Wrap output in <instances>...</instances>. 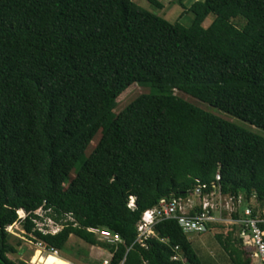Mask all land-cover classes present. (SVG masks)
Masks as SVG:
<instances>
[{
	"label": "trees",
	"instance_id": "16d2710c",
	"mask_svg": "<svg viewBox=\"0 0 264 264\" xmlns=\"http://www.w3.org/2000/svg\"><path fill=\"white\" fill-rule=\"evenodd\" d=\"M188 11L185 26L132 0H0V264H15V223L57 251L74 235L110 264H203L176 220L136 242L143 211L213 182L262 209L264 137L202 103L264 131V0H196ZM132 85L147 91L116 112ZM44 218L62 229L41 233ZM218 225L208 231L230 264H251L237 226Z\"/></svg>",
	"mask_w": 264,
	"mask_h": 264
},
{
	"label": "built area",
	"instance_id": "2783aa9c",
	"mask_svg": "<svg viewBox=\"0 0 264 264\" xmlns=\"http://www.w3.org/2000/svg\"><path fill=\"white\" fill-rule=\"evenodd\" d=\"M215 180H220L219 174L216 175ZM129 205L133 207L134 202ZM39 211H36V214L41 216ZM234 214L239 216L234 217ZM25 216L24 213L22 218ZM68 218L72 220L70 216ZM163 220H176L186 233H204L208 231L209 227L225 222L227 227L237 226V232H240L244 241L252 248L251 264H264V229L260 227V224L264 223V206L254 214L244 196L235 197L223 194L219 184L215 182L211 184L209 190H207V185L198 184L185 196L162 198L155 206L144 210L136 224V242L142 246L145 245L146 240L155 235L154 226ZM47 221L56 225V230L47 229L44 221L34 220L37 230L43 234H55L62 229L61 224L54 223L50 219ZM87 230L95 234L101 241L110 244L122 242L118 234L109 230L92 227ZM36 244L41 250L57 254V250L48 248L42 241H36ZM175 250H178L177 246ZM110 258L103 259L100 264H110ZM172 259L182 260L183 257L179 253H175ZM120 264H123V261Z\"/></svg>",
	"mask_w": 264,
	"mask_h": 264
},
{
	"label": "rangeland",
	"instance_id": "374dc122",
	"mask_svg": "<svg viewBox=\"0 0 264 264\" xmlns=\"http://www.w3.org/2000/svg\"><path fill=\"white\" fill-rule=\"evenodd\" d=\"M132 1L135 2L141 8L157 16L163 17L169 22L173 23L178 21L182 25L189 26L192 23L193 14L189 12L188 9L191 3L196 0H158L161 3L162 8H156L146 0H132ZM213 18H214L213 15H209L202 23V26L207 27L212 22ZM238 22L243 23V21L241 20H238ZM146 91H147L146 89L138 85H132L131 87L126 89L117 99L118 109L116 112H118L121 108H123L126 104H128L137 95ZM202 104L203 106L207 107V109L211 113L220 117H225L229 119L231 122L235 123L236 125L264 137L263 130L255 126H251L250 124L243 122L233 116H230L222 111L212 108L208 104L205 103ZM133 202L134 199L131 198L129 204H132ZM39 214H44V212L40 210ZM18 215L22 217L24 216V212L20 214L18 212ZM43 221L46 222L45 226L47 229L51 228L56 230V225H54L52 222L47 221L46 218H44ZM225 223L221 224V226H223L222 227L223 234H225L228 228ZM7 231L11 235L10 237L11 244L17 250L16 253L8 254V257L11 260H13L15 264H34L32 263V257L37 250L41 252L42 256H46L47 254H52L51 252H46L43 249L41 250L37 246L34 237L31 234H26L19 223H15L11 226H8ZM214 233L215 231H207L204 233L194 232V233H188L187 237L190 240L192 246L196 250L199 257L201 258L203 264H230L226 254L222 251L221 247L215 241L213 237ZM82 250L87 252V256H84L80 252ZM56 256L58 258L67 260L72 264H100V262L103 259L110 258V254H108L104 250H101L96 246H91L83 242L82 240L78 239L74 235H71L69 237L63 249L57 251Z\"/></svg>",
	"mask_w": 264,
	"mask_h": 264
},
{
	"label": "bare ground",
	"instance_id": "6f19581e",
	"mask_svg": "<svg viewBox=\"0 0 264 264\" xmlns=\"http://www.w3.org/2000/svg\"><path fill=\"white\" fill-rule=\"evenodd\" d=\"M19 214L22 213V210L18 211ZM32 263L34 264H72L67 260L58 258L56 254H47L46 256H42L41 252L37 250L32 257Z\"/></svg>",
	"mask_w": 264,
	"mask_h": 264
}]
</instances>
